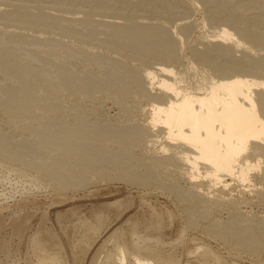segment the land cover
I'll return each mask as SVG.
<instances>
[{
  "label": "bare ground",
  "instance_id": "bare-ground-1",
  "mask_svg": "<svg viewBox=\"0 0 264 264\" xmlns=\"http://www.w3.org/2000/svg\"><path fill=\"white\" fill-rule=\"evenodd\" d=\"M154 1L157 2L156 8H170L169 0ZM10 16L15 18L14 20L22 18V21L31 18V15L23 9L12 12ZM62 19L60 21L63 23V29L71 33H78L82 25L87 28L90 25L93 26L91 22L81 19L74 22L69 19L65 20L67 18ZM226 19L231 20L230 13ZM153 27L149 26L141 33L134 23L126 27L117 24L113 41L118 44L142 47L153 59H161L156 66L138 72L136 69H130L120 63L110 62L106 65L110 70L97 71V77H91L92 74L90 73L88 74L89 77L83 75V72L91 66L88 61L89 56L86 54L88 57H82L84 55H81L82 49L84 48V52L86 50L84 46H79L80 48L83 47L81 51L78 46L74 45L42 44L38 38L35 41H28L14 36L25 45L26 55L49 65V72L42 74L37 68L29 65L21 66L22 63L18 60L17 54V49L21 43L16 40L11 47H6L3 38L9 34L1 32L0 61L2 64L10 62L13 64L7 72V76L16 80L15 84L6 86L0 93L3 108L8 111L11 117L22 114L33 117L38 110H51L49 108L51 105L48 103L52 102L58 106L57 110H61L63 104L68 103V100L65 101L63 98L72 96L76 99V97L92 95L94 97L98 93L97 90L102 91V89L112 90L111 93L113 92V94L109 91L106 92H109L111 94L109 96L112 98L122 97L125 93L129 94L130 91L133 92H131L133 97L134 93L138 94L137 98L138 96L141 98L148 97L150 108L148 110L149 117H146L149 121L148 124L144 126V123L141 122L143 126L140 127L141 123L137 122V125L135 121L133 123L135 126L131 125L130 129L126 128L125 125L129 126L133 119L125 114V117L131 119L127 121L131 122L127 124V121H124L125 125H122L121 122V126L125 128L123 129L119 128V123H117L118 127H112L114 126L112 123L111 128L109 125H107L108 128L101 124L98 126L96 122L93 125H87L82 120L85 117L75 116L71 118L70 115L73 112L70 114V111L68 113L66 111L74 108L68 107L65 111L68 115L62 113L63 117H59L53 122L49 119L48 121L41 120L44 127L35 130L41 135L37 143H29L27 140L20 141L19 144L22 147L20 153H15V150L14 152L11 151L14 147L11 145V148L6 145L4 138L6 135L0 133V150H4V153H0L13 161L16 159V162L18 161L21 166H25L24 164L29 161L30 154L35 155L36 158L41 157L40 152L45 150L46 160H39V166L37 164L39 169L35 167L45 171L43 180L47 181L54 190L77 186L84 181V177L88 173H97L101 177L108 176L107 170L113 169L115 171L117 166V176L121 175L124 178L125 175L123 174H126L127 179L135 184L137 182V184L147 183L151 180L150 169L155 170L154 165H156V169L159 167L158 169H162L161 172L167 173L173 180L181 179L182 181L183 179L189 183L191 190L187 193L190 198L187 194L183 196L184 193H181L180 187L176 188L180 190L182 198L185 197L183 201L187 200V203L189 200L191 202L187 205L184 203L186 205L184 208L190 225L194 226L208 217V207L224 206L228 209L239 210L241 202L244 203L246 200L243 198L244 201L237 200L235 202L236 200H232V197H226L229 196V193L226 192L230 190L233 182H239L249 191H252L253 188L251 187L255 186L252 173L264 169V56L260 59L258 57L264 52L260 51L258 58L254 57V59L252 58L253 55L250 56L249 53H246V51L251 50L254 42L262 43L264 37L252 32L246 25H236V28L224 25L215 33L213 32L211 36L209 35V42H205V46L210 44L208 47L206 46L207 49L205 48L204 52L200 51L198 54L196 52V57L198 55L197 58L200 61L209 63L210 60L220 54L228 56L236 51L245 52L242 53V57H240L241 54L238 56L239 59H236L235 64L232 62L235 57L233 59H231L232 56L227 57V60L230 61H227L229 65L227 66V62L226 66L225 63L217 64L221 66L217 68L218 72L216 70L214 71L215 75H210L203 71L190 69L185 71V68L183 70L176 68L173 64L176 56L173 53L170 35L160 33ZM84 52L83 54H85ZM257 52L256 54L254 52V55H257ZM104 73L107 75L104 76ZM188 77L190 80L192 78V81L187 79ZM43 89L49 91L43 92ZM94 91L97 93L92 94ZM114 92L118 96L113 97L112 95H116ZM61 100L65 102L62 104ZM72 100L70 102L74 101ZM114 100H118V98ZM121 101L118 100V102ZM126 101L122 102L124 104L122 107H126ZM73 105L80 108L76 103ZM63 107L64 110L66 106ZM77 108L75 109L77 110ZM129 108L127 107V109ZM127 111L129 112V110ZM87 112L89 111L87 110ZM78 113L77 115L82 114L81 112ZM140 113L144 114V111ZM125 117L123 118L127 119ZM141 141H146V145L159 149L161 154L156 153L157 155L151 158L149 156L147 160L150 158L151 161L148 163L144 158L146 160L144 164L136 162L137 164L132 166L131 162L134 156L131 157L132 154L130 155L128 150L132 146L135 147L138 142L140 144ZM10 143L8 142V144ZM131 144L133 145L130 146ZM136 148L134 150H137ZM54 151H56L57 157L55 159L49 158L52 155L49 153H54ZM176 176L179 178L177 179ZM181 181L179 180V182ZM191 197L193 198L191 199ZM166 214L171 216L169 212ZM239 214L241 215V212ZM103 215V212L95 211L92 216L95 223L86 222L82 224V222V225H76L85 233L73 237L71 245L75 254L73 264H83L86 251L90 249L89 246H92L90 242L92 238H88L91 236L89 233L91 231L98 233V230L105 223ZM157 216L159 217L158 220L152 219V216L130 219L125 228L115 229L109 238L114 237L116 243L105 248V242L99 249L104 252L102 260L93 264H179L180 259L176 251L167 252L163 250L165 246L162 247L164 244L162 232L168 225V220L165 213L160 212ZM244 216L246 217H242L243 221H249L251 218L245 214ZM3 224L0 219V233ZM14 225L15 230L18 231L17 234L21 235L25 223L16 220ZM76 228L74 226L73 229ZM155 229L160 233H152ZM77 230L76 234L78 233ZM208 231L210 234L232 241L238 246L243 244L245 248L261 247V250H264V221L258 229L248 225L232 224L226 226L225 231L222 229V223L211 221ZM44 234L45 232L42 236L34 238L33 248L37 257L34 261L32 260L31 264H66L56 236L52 233ZM109 238L107 242L110 241ZM147 241L149 242L146 243ZM195 252L201 257L203 264H224L220 254L215 255V258L212 259L210 256L214 255L213 252L202 245L198 246Z\"/></svg>",
  "mask_w": 264,
  "mask_h": 264
},
{
  "label": "rangeland",
  "instance_id": "rangeland-1",
  "mask_svg": "<svg viewBox=\"0 0 264 264\" xmlns=\"http://www.w3.org/2000/svg\"><path fill=\"white\" fill-rule=\"evenodd\" d=\"M206 1L211 3H206ZM169 2L170 8H156L157 2L154 0H0V33L4 32L12 35H6L3 38L6 47H11L16 40L21 43L17 49L18 60L22 63L21 66L29 65L35 69L37 68L42 74L49 72V65L30 55H26L25 45L14 36L28 41H35L38 38L40 39L38 41L42 44L74 45L78 46L80 50L83 47L80 48L79 46H84L87 51L85 50L84 52L83 48L82 50L85 54L81 52V55H84L82 57L89 56L88 61L91 63V66L88 65V69L83 72V75H87L86 77H89V73L92 74V76L90 75L91 77H97L98 72L110 70L106 66L110 62L120 63L130 69L143 72L144 69L156 66L161 61L160 58L153 59L142 47L115 43L113 40L117 24L126 27L134 23L141 33L149 26H154L153 28L158 30V32L169 34L172 41L173 53L176 56L173 62L174 66L182 70L185 68V71L187 69L192 71L198 70L210 75H215L214 71L218 67H221L222 63H225L224 65L226 66V62L229 61L227 59L231 56V59L235 57L233 59L235 62L232 61L235 64L237 62L236 59H239L238 56L241 54L240 57H242V53L245 52L242 51L240 53L241 51H236L228 56L220 54L210 60L211 62L209 63L200 61L197 58L198 55L196 57V52L198 54L206 46L210 45L207 43L208 45L205 46V42H209V37L213 32L215 33L219 28L224 27V25L231 28L236 25H246L249 26L252 32L264 37V0H169ZM21 9L31 15V18L26 21H22V18L16 20H14L15 18H11L10 14L12 12ZM229 13L231 14V20L226 19ZM62 18H67L65 20L69 19L71 22L81 19L91 22L93 26L90 25L87 28L82 25L78 33H71L63 29V23L60 21ZM62 21L64 20L62 19ZM257 49L259 52H257ZM161 50L164 51V49ZM260 51L264 52V41L262 43L254 42L251 50L246 51V53H249L250 56L253 55L252 58L254 59ZM254 52L255 54L257 52V55H254ZM263 56L264 53H261L258 57L260 59ZM229 62H227V66ZM215 64L220 65L216 67ZM12 65L11 62L2 64L0 61V93L6 86L16 83V80L7 76V72ZM187 79L190 80L189 77ZM190 81H192V78ZM104 90H97L98 93L94 91L92 94L97 93L94 97H92L93 95L88 96L89 98L91 97L92 101L88 97H76L75 99L71 96L73 100L75 99L73 101L71 97L67 96L63 100H68V103L61 100L62 104L63 102L68 104L64 103L66 107L63 104L66 108L62 106L64 110L62 107L61 110H57L58 106L55 102L48 103L51 105L49 107L51 110H38L34 113L33 117H27L26 114L11 117L8 111L3 108V104L0 101V133L6 135L8 138L4 136L6 139L5 144L14 147L11 151L14 152L15 150V153H20L22 148L19 144L20 141L27 140L29 143H37L41 135L36 133L35 130L44 127V123L41 120L48 121L49 119V121L52 120L51 122H53V120L63 117L62 113L67 114L68 111H70V114L71 112L75 114H71V118L75 116L80 118L85 117L82 120L87 125H93L96 122L98 126L101 124L103 127L108 128L107 125H109V128H111L113 123L114 126L112 127H118L117 123L121 126V124L123 125L130 119L129 117L133 121H127V124L131 123H129V126L124 124L126 128H129L131 125L135 126L133 124L135 121L137 125V122H143L144 126L148 124L149 121L146 118L149 115L148 110L150 108V101L149 99L147 100L148 97H142V99L141 96H138L137 98L138 94L135 93L133 97L132 91H130L129 94L131 95L125 93L124 95L126 96H122L123 98L126 97L125 101L128 100L125 102L126 107H122L124 106V100L121 96H118L116 92H114L116 95H112L113 97L118 96L116 98L120 101L122 99L121 102H118V100H114L116 98L109 96L113 94V92L111 93L112 90H107L111 94L109 92L106 93L107 91ZM42 91L49 90L43 89ZM70 98L73 102H70ZM145 98L146 100H144ZM61 102L59 101L60 105H62ZM73 103H76L80 108L74 106ZM69 105L74 107H70ZM68 107L77 108V110L75 109L76 113L74 109L67 110ZM81 107L85 110L87 109L89 112ZM127 107L130 108L127 109ZM143 111L145 115L140 113ZM77 112H79L78 114L80 112L82 114L77 115ZM125 114L129 115V117L126 116L127 119L123 118ZM143 123H141L140 127L143 126ZM120 126L119 128L125 129L124 126ZM12 138L16 141L11 140ZM8 142L12 143L8 144ZM141 142L140 144L138 142L140 146L145 142L141 148L138 144L135 145L133 143L135 147L131 144L130 146L133 148L131 147L128 150L129 154H132L131 157L134 156L132 162L130 160L133 165L129 162L132 166L139 162L144 164L149 156L151 158L157 154H161L159 149L146 145V141ZM137 146L138 148H136ZM114 147L117 148L116 146ZM128 148L130 147L128 146ZM135 148L137 150H134ZM146 150L149 151L147 152ZM0 152L4 153V150H0ZM44 152L46 151L40 152L41 157L37 158L35 155L30 154L31 156L28 157L29 161L24 164L25 166H21L18 161L16 162V159H14V162L0 153V219L4 223L0 233V264H31L32 260L34 261L37 257L33 248L34 241L37 236H42L44 232L46 235L52 233L56 236L60 248H62L61 253L66 264H73L75 260V254L71 246L73 237L85 233L83 229L78 228L82 222V224L86 222L95 223L92 217L95 211L103 212L105 223L98 230V233L97 231H91L94 232L92 234L91 232L89 233L91 236H88V238H92V241L90 240L92 246H89L90 249L86 251L87 254H85L83 264H93L102 260L104 252L99 249L105 242V248L116 243L114 237L109 238L115 229L119 227L125 228L129 224L130 219L152 216V219L158 220L159 217L157 215L160 212L165 213L168 220V227L166 226L162 232L164 239L162 247L165 246L163 250L167 252L171 250L176 251L180 259L179 264H203L201 257L195 252L196 248L201 245L213 252V256L211 255L212 253L210 254L212 259L215 258V255L220 254V258L224 260V264H264V250H261V247L245 248L243 244L238 246L232 241L210 234L208 231L211 221L222 223L224 231L226 230V226L232 224L248 225L255 229H258L263 224L264 169L260 171L256 170L252 173L255 183V186L251 187L253 188L252 191H249L248 188H245L239 182H233L230 190L226 192L229 193V196L226 197H232V200H236L235 202L237 200H246L244 203L241 202L242 205L239 203L242 206H239V210L228 209L224 206L216 208L208 207V217L191 226L184 208L187 203L191 202L188 200L186 203V199V201H183L185 197L182 198V194H180V190H182L183 196L187 194L188 198H190L187 192L191 188L186 180L182 179L181 181L176 176L178 179L176 182L167 173L161 172L162 169H158L159 167L156 169L157 166L154 165L155 170L147 167L151 170V180L147 183L137 184V182L135 184L133 181L131 182L127 179L126 174H123L125 175L124 178L121 175L117 176V166L114 169L115 171L113 169L111 171L107 170L108 176L101 177L97 173H88L85 175L84 181L77 184V186L62 187L59 190H54L47 181L43 180L45 171L42 168L38 170L40 168L38 167L39 160H46ZM55 152L49 153L52 154L49 158L55 159L57 157V153L55 154ZM150 158L146 163L151 161ZM176 187H180V190ZM166 212H169L171 216L166 214ZM240 212L243 216L238 215ZM244 214L248 218L250 216L253 218H250L249 221H243L242 217H246ZM16 220L25 223L21 235L17 234L18 231L14 228V221ZM77 224L78 226H76ZM74 226L78 229L77 234L76 229H73ZM155 232L160 233L156 229L152 233ZM108 238L110 239V243L107 242ZM175 247L176 249L174 250ZM93 258L95 259L93 260Z\"/></svg>",
  "mask_w": 264,
  "mask_h": 264
}]
</instances>
